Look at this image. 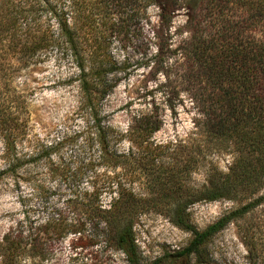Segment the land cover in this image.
Returning a JSON list of instances; mask_svg holds the SVG:
<instances>
[{
    "label": "trees",
    "instance_id": "obj_1",
    "mask_svg": "<svg viewBox=\"0 0 264 264\" xmlns=\"http://www.w3.org/2000/svg\"><path fill=\"white\" fill-rule=\"evenodd\" d=\"M180 13L185 23L174 29ZM135 42L144 50L136 65L164 76L159 90L168 99L172 94L163 89L175 81L189 92L204 118L202 141L190 147L183 166L178 159L166 162L161 146L134 156L116 151L102 136L96 161L106 168V178L100 188L83 194L87 218L82 226L101 228V240L121 251L128 264H214L208 251L214 237L264 205V0H0V87H10L14 74L53 54L77 69L75 79L87 105L99 106L117 86L118 74L130 68L127 61L117 60L114 46L126 49ZM16 107L10 103L1 108L3 123L6 111L14 114ZM144 122L141 143L160 128L159 119L145 117ZM209 150L233 154L228 171L213 170L206 185L185 189L182 171L192 172ZM132 163L134 178L144 180L149 195L107 173ZM101 192L116 197L114 207L103 209L88 197ZM141 197H179L169 201L176 209L168 216L191 232L184 248L143 261L133 231L134 211L154 199ZM221 198L242 204L202 230L190 223L189 204ZM69 226L57 213L35 227L30 223L11 229L0 240V264L44 260L49 252L44 235L61 237ZM258 226L262 230L242 227L250 264H264V221Z\"/></svg>",
    "mask_w": 264,
    "mask_h": 264
},
{
    "label": "rangeland",
    "instance_id": "obj_2",
    "mask_svg": "<svg viewBox=\"0 0 264 264\" xmlns=\"http://www.w3.org/2000/svg\"><path fill=\"white\" fill-rule=\"evenodd\" d=\"M150 13L155 21L156 10ZM184 23L185 17L180 13L174 29L183 27ZM140 44L129 43L126 49L114 46L117 60L127 61L130 68L118 74L117 86L99 106L87 105L75 79L77 69L53 54L36 66L14 74L10 87H0L1 108L10 103L17 105L14 114L6 111V117L2 116L5 123L0 116V240L19 225L32 223L35 227L57 213H62L72 225L61 237L44 235L49 252L35 264H128L121 251L101 240V228L93 224L82 226L87 208L81 198L86 190L91 193L100 188L106 178V168L98 166L96 161L102 136L111 141L116 151L134 156H145L156 145L161 146V157L166 162L178 159L183 166L190 147L202 141L200 126L204 118L189 92L175 81L163 89L172 94L168 99L159 90L165 82L164 76L136 65L144 54ZM174 86H177L175 91L171 90ZM145 117L151 121L159 119L160 128L141 143L139 136ZM209 151L192 172L182 171L185 189L206 185L213 170L228 171L233 154ZM133 166L127 164L107 173L125 181L136 193L149 195L144 180L134 178ZM88 197L103 209H110L116 198L108 192ZM141 198L154 199L134 211L133 231L143 261L150 262L164 252L174 253L184 248L192 234L176 226L168 216L176 209L169 201L179 197ZM241 204L230 198L192 202L187 208L188 220L202 230ZM263 221L264 205L249 215L247 221L230 223L209 245L212 262L250 264L242 227L262 230L258 225Z\"/></svg>",
    "mask_w": 264,
    "mask_h": 264
}]
</instances>
